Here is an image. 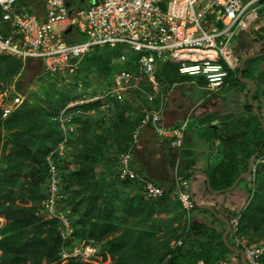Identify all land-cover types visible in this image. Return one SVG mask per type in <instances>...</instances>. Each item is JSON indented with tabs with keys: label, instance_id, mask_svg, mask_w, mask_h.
Listing matches in <instances>:
<instances>
[{
	"label": "built area",
	"instance_id": "obj_1",
	"mask_svg": "<svg viewBox=\"0 0 264 264\" xmlns=\"http://www.w3.org/2000/svg\"><path fill=\"white\" fill-rule=\"evenodd\" d=\"M261 11L264 0H0V56L19 60V75L28 59H40L39 76L66 77L76 73L81 60L95 47L130 49L135 58L128 59L123 49L113 58L108 86L82 94L74 104L59 110L53 121L66 141L77 132L82 119L97 117L107 122L114 102L124 101L130 92L141 96L147 105L132 130L131 144L117 156L119 178L136 179L130 158L140 129L151 125L156 134L180 150L189 123L187 115L177 126L160 124L168 83L162 82L159 66L176 64L179 75L202 78L206 96L219 92L228 79L237 76L236 38L253 30ZM16 83L14 80L0 91L2 141L5 121L28 96ZM64 157L62 142L45 157L46 193L41 207L49 218L70 229L60 167ZM262 163L264 151L257 155L253 170ZM138 182L147 198L159 199L165 194L160 185ZM173 193L185 211L194 209L187 179L177 175ZM229 233L231 245L242 250L238 264H259L264 258V242H250L240 233V216L230 219ZM84 253L91 255L93 249L85 246Z\"/></svg>",
	"mask_w": 264,
	"mask_h": 264
},
{
	"label": "rangeland",
	"instance_id": "obj_2",
	"mask_svg": "<svg viewBox=\"0 0 264 264\" xmlns=\"http://www.w3.org/2000/svg\"><path fill=\"white\" fill-rule=\"evenodd\" d=\"M258 23L264 25V19ZM122 49L128 59L135 58L130 49L122 47L113 52L95 47L88 55L97 61L108 60ZM258 61L253 58L251 65ZM85 62L78 74L50 81L38 76L32 64L20 76L15 58L0 57V91L16 80L21 90L28 92L0 142V264H160L187 229L191 211H185L175 197L167 194L152 200L133 182L116 176L110 159L122 146H111L108 139H120L125 126L117 122L115 113L107 123L113 135L106 140L97 138L95 144L96 130L84 124L66 141L58 140L65 147L60 167L70 229L45 214L41 197L46 185L43 160L50 147L49 124L59 110L75 103L74 90L82 92L86 85L93 89L106 80L105 70L99 73L98 65ZM256 88L259 94L255 100L259 101L264 80L258 81ZM54 93L65 101L57 110L47 104L48 95ZM224 93V105L236 102V86L226 87ZM240 99L244 102V93ZM254 106L260 108L257 103ZM253 173L255 181L241 216V234L250 242H264V163L255 165ZM244 182L239 186H246ZM193 189L198 205L201 193L196 182ZM85 246L93 249L91 255L84 253Z\"/></svg>",
	"mask_w": 264,
	"mask_h": 264
},
{
	"label": "crops",
	"instance_id": "obj_3",
	"mask_svg": "<svg viewBox=\"0 0 264 264\" xmlns=\"http://www.w3.org/2000/svg\"><path fill=\"white\" fill-rule=\"evenodd\" d=\"M261 19H264V11L259 13L254 28L250 33H240L236 38V52L239 55V64L245 56L261 53L264 50V25L258 23ZM262 55L264 53L260 56ZM263 60L258 61L252 75L248 72L243 74L242 71L239 77L240 83L235 82L234 79H228L227 84L219 92L209 96H206L202 78L185 77L177 73V79L169 82L164 74L160 72L162 65L158 68L162 82L168 83L164 95V109L160 124L165 127L177 126L188 115L189 123L184 135V144L178 150L171 145L168 138H163L156 134L151 125H145L140 129L137 141L131 147L130 168L137 175L136 180H147L162 186L170 198L175 197L173 188L177 175L189 181L190 194L194 201L193 184L196 182L197 189L201 193V203L197 205L195 201L196 207L191 210L189 215L190 222L214 227L217 231L223 229L226 231L225 219L230 223V219L233 216H240L241 210L244 209L251 196L254 185L253 174L250 177L240 178L242 179L241 181L239 180L240 183L245 181L246 186H239V183L233 188H230V186L227 190H213L210 183L217 187L226 178L223 171L226 170L228 165L225 155L229 147L227 141L233 136L239 119L251 116L245 111V102L246 100L248 101V91L251 90V85L244 80H250L254 84L253 93L256 92V99L257 94H259L256 83L264 80ZM30 64L35 66L39 74L41 71V60L28 59L26 61L27 68ZM238 71L239 68L236 77H238ZM257 74L262 79H258L254 83L252 77ZM172 83L173 85H171ZM193 85H197V88H193ZM233 85L236 86L237 99L239 101L236 99V102H232L231 105H224V89ZM247 87L249 88L247 89ZM20 91L23 92L21 88ZM243 93L244 102L240 99ZM124 101L128 102V104L125 108L117 111L119 114L117 122L123 124L127 130L130 128L131 133L141 117L143 106L147 105V102L133 92L126 94ZM253 102V105L257 103L260 107V121L263 128L264 93L259 97V101L254 100ZM252 112L258 113L256 108ZM112 114L111 112L110 115ZM108 121H110V116ZM81 126L79 125L78 129ZM108 140L111 141V139ZM208 185L210 188H208ZM248 185L251 186L250 189H248ZM226 241L230 247L235 248L231 245L229 232L226 236ZM231 251L232 253L227 258L228 262L222 264H238L241 262L242 254Z\"/></svg>",
	"mask_w": 264,
	"mask_h": 264
},
{
	"label": "trees",
	"instance_id": "obj_4",
	"mask_svg": "<svg viewBox=\"0 0 264 264\" xmlns=\"http://www.w3.org/2000/svg\"><path fill=\"white\" fill-rule=\"evenodd\" d=\"M100 48V47H99ZM110 52H113V50H110ZM115 56V55H114ZM114 56L108 60H101L97 61L96 57L93 55H86L82 60L81 63H87V64H93V65H98L99 66V73L102 70H105V78L106 80L104 81L103 85H96L95 88L89 89L86 85V88L83 89L82 92H76L74 90V94L72 97L78 98L82 94L87 93V94H94L97 91L101 90L102 88L108 86L111 83L112 79V73H113V58ZM0 57H10V56H0ZM259 61L264 59V55L258 57ZM252 59H248L244 62V67H243V74L246 72L251 73L255 68V66L251 65ZM17 62V70L19 72L21 63L19 60L16 59ZM172 69V72L169 70ZM177 65L176 64H169V63H164L162 64V67L160 69V72L164 74V76L168 79L169 82H172L173 80L177 79L178 74H177ZM80 72V68L76 71V74ZM89 71H86L88 73ZM24 72H21L20 76H22ZM39 76V75H38ZM42 76H47L50 81H54L59 77H51L49 75H41ZM56 78V79H54ZM262 79V77L257 74L256 76L252 77L253 82L255 83L256 80ZM235 82L240 83L239 77H236L234 79ZM85 82V79L84 81ZM17 89L20 90L19 84H17ZM249 92V91H248ZM255 95L256 92L252 94L251 100L252 103H248L246 100L245 102V111L249 113L251 116L249 117H242L238 121V125L234 129V134L233 136L227 141L229 147L226 150V158L228 160V165L226 167V170L223 171V174L226 175V178L224 181L219 183V187H214L211 183V189L213 190H221V189H228L235 179L242 173H245L248 168V164L250 159L257 153L261 154L264 151V131L261 126V121H260V110L259 108L254 107L253 101L255 100ZM48 101L47 104L49 107L54 110L61 108L65 105V101L62 97L58 96L57 93L50 94L48 95ZM24 103V102H23ZM125 101L122 102H114L113 110L112 113L118 117L119 114L117 111L119 109L125 108L127 104H125ZM23 105V104H22ZM21 105V106H22ZM20 106V107H21ZM20 107L5 121L4 127L6 129V133L10 131V120L11 117L20 109ZM256 108L257 114L253 113L252 111ZM112 114V115H113ZM110 115V119L112 117ZM121 118V117H120ZM119 118V119H120ZM140 118L138 119L139 122ZM137 122V123H138ZM80 125H86L90 128L95 129L97 136L95 137V144L97 138H102L106 140L107 136L112 137L113 132H111L108 128L110 127L109 125L106 124V122H103L100 118H84L82 121H80ZM50 132H49V140H50V147L46 151V155L48 151L57 145L58 140L61 138V133L58 129V126L56 122L50 123L49 124ZM0 130H1V123H0ZM133 130V129H132ZM125 132L123 133L124 135L120 138L115 140V138H112L111 146L112 145H117V146H122L119 148H116V151L114 152V156L110 159V164L111 167L114 169V172L116 176H118L117 168H118V160L117 156L119 153L125 151L129 145L131 144V133H130V128L127 130H124ZM7 135V134H6ZM5 139V138H4ZM4 141V140H3ZM2 141V136L0 133V142L1 144L3 143ZM1 155V154H0ZM45 155V157H46ZM43 160L44 164V180L46 183L47 180V173H46V160ZM238 168H240L238 170ZM63 174V173H62ZM254 174V173H253ZM254 177V176H253ZM64 179V175H63ZM65 180V179H64ZM124 180H128L133 182L138 188L141 189V186L136 179H129V178H124ZM242 179H240L241 181ZM240 181L236 184L238 185ZM255 181V179H254ZM65 181H64V193L65 192ZM46 193V185H45V190L43 193V196L41 197L42 199L45 197ZM167 195L166 191L164 196L161 198H165ZM159 198V199H161ZM41 199V200H42ZM153 200V199H152ZM177 200V199H176ZM65 201V207H69V203L67 202V196L65 195L64 198ZM179 203V201L177 200ZM180 205V203H179ZM181 206V205H180ZM196 207V206H195ZM244 209L241 210L240 212V233H241V225H242V213ZM69 213V212H68ZM68 215V214H66ZM215 215V214H214ZM229 218V217H228ZM56 220L57 219H53ZM73 224V222H72ZM225 232V229L217 231L216 228L214 227H208L203 224H199L196 222H190L188 223L187 229L185 230L182 239H181V244L175 245L173 248H171L164 259L161 261L160 264H222V263H227L228 256L232 251L230 248L224 243L222 235ZM264 258H262L259 262V264L262 263Z\"/></svg>",
	"mask_w": 264,
	"mask_h": 264
},
{
	"label": "water",
	"instance_id": "obj_5",
	"mask_svg": "<svg viewBox=\"0 0 264 264\" xmlns=\"http://www.w3.org/2000/svg\"><path fill=\"white\" fill-rule=\"evenodd\" d=\"M264 53V50L261 52V53H257V54H250V55H247L245 56L241 61H240V64H239V71H238V77L241 76L242 74V71H243V67H244V62L248 59H252V58H255V57H258L260 56L261 54ZM246 81L247 83H249L251 85V90L249 91V94H248V102L251 103V95L254 91V84L250 81V80H244ZM263 129H264V126H263ZM258 154H255L254 157L251 158L250 162H249V165H248V169H247V172L243 175H240L239 177L236 178V180L233 182V184L231 185L230 188H233L237 182L240 180V178L242 177H250L252 174H253V163L256 159ZM208 188H210V186L208 185ZM210 208V207H209ZM225 222H226V231L225 233L223 234V241L224 243L233 251L235 252H239L242 254V250L240 249H236V248H233V247H230L228 244H227V241H226V236L228 234V232L230 231V223L228 222V220L225 219Z\"/></svg>",
	"mask_w": 264,
	"mask_h": 264
}]
</instances>
